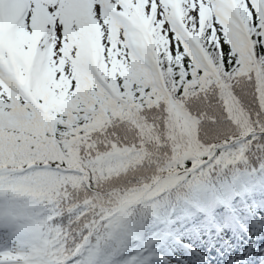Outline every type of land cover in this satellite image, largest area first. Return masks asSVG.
Masks as SVG:
<instances>
[{"label": "snow or ice", "instance_id": "6c2138e0", "mask_svg": "<svg viewBox=\"0 0 264 264\" xmlns=\"http://www.w3.org/2000/svg\"><path fill=\"white\" fill-rule=\"evenodd\" d=\"M202 23L203 52L193 42ZM246 60L252 87L238 94L232 74ZM249 95L264 115V0H0V195L51 203L61 185L89 179L58 175L85 173L82 157L98 189L142 159L146 113L162 114L171 136L205 120L222 132L250 120ZM104 197L94 191L67 209L85 232L111 227L130 207L102 208ZM29 207L0 211V227L25 237L0 246V264H75V230L53 226L63 210ZM90 210L99 218L88 221Z\"/></svg>", "mask_w": 264, "mask_h": 264}, {"label": "trees", "instance_id": "16d2710c", "mask_svg": "<svg viewBox=\"0 0 264 264\" xmlns=\"http://www.w3.org/2000/svg\"><path fill=\"white\" fill-rule=\"evenodd\" d=\"M242 65L246 67V75L237 76L233 73L231 80L238 94L239 89L247 86L250 92L252 87L250 83L252 77L249 73L253 72L254 66L247 60L240 66ZM242 99L251 114L250 120L245 119L239 124L228 125L222 132L210 131L211 126L208 120H205L199 129L195 124L184 128L177 125L178 135L171 136L167 125L162 124V114L146 113L152 131L150 136L146 135L143 143L140 144L142 159L128 163L127 172L120 176L129 175L140 168L150 167L155 169L154 178L136 188L112 193L113 199L108 201V206L105 208L111 210L118 208L121 204L130 207L111 227L97 224L85 232L81 224L75 222V211L70 213L67 210L72 205H82L84 200L94 195L93 189L88 186L92 173L87 167V157L81 158V166L85 169V173L81 174L74 170L71 173L61 172L58 175H87L89 179L80 180L76 187L67 186L68 191H65L64 185H61L56 190L59 195L51 203L45 200L35 205L28 200L14 201L6 192L2 195L5 197L8 208L14 204L28 205L32 215L45 214L46 210L57 207L62 209V214L57 217L53 226L75 230L76 242L81 244L75 264H98L104 256H110L113 262H118L131 254L129 251L132 246H140L137 239L139 235L150 237L160 221L170 219L169 212L178 217L174 225L180 227L179 222L182 220L183 224H187L184 216L179 218L183 212L200 214L195 209V202L207 201L210 194L223 195L226 187L240 190L243 185L248 186V174H251L254 180L264 181V139L257 141L255 138H249L248 135L251 131L257 134L264 132V115H257L251 104L250 95ZM134 141L135 134H132L128 142ZM136 142L139 143V141ZM161 148L168 150L167 155L160 151ZM192 156L196 157L200 166L192 168L190 164L179 173L174 171L178 160L189 159ZM218 156L221 161L216 163ZM238 158L244 160L240 161ZM118 160L122 161L123 158H116L110 163L115 164ZM156 187L159 190L152 194L151 190ZM113 202L118 206L112 207ZM98 218L99 216L89 215L88 221ZM128 230H132L136 238L131 234L128 235ZM82 233L88 235L87 240L83 239Z\"/></svg>", "mask_w": 264, "mask_h": 264}, {"label": "clouds", "instance_id": "9594fccd", "mask_svg": "<svg viewBox=\"0 0 264 264\" xmlns=\"http://www.w3.org/2000/svg\"><path fill=\"white\" fill-rule=\"evenodd\" d=\"M160 151L165 155H167L168 150L166 148H161ZM242 160L244 159H240V161ZM218 161H221L219 156L217 157L215 162L217 163ZM190 164L191 162L187 159L178 160L176 162L174 171L179 173L181 170L188 167ZM154 172L155 169L150 167H144L137 169L134 173H130L129 175L120 176L118 178H112L110 180L101 182L98 189H93V191H102L105 193V197L101 201H98V206H101L102 208L107 207L108 201L110 199H113L112 193L114 192L123 191L125 189L136 188L140 185H143L145 181H151L154 178L153 176ZM66 191H68V189H66ZM117 206L118 205L115 202H113L112 207H117ZM90 212H91L90 215L92 216H99V212L91 211V210ZM133 219H135V217H133ZM68 243L71 245L72 241L69 240Z\"/></svg>", "mask_w": 264, "mask_h": 264}, {"label": "rangeland", "instance_id": "374dc122", "mask_svg": "<svg viewBox=\"0 0 264 264\" xmlns=\"http://www.w3.org/2000/svg\"><path fill=\"white\" fill-rule=\"evenodd\" d=\"M203 19V18H202ZM204 25L203 23L201 24V30L196 32V37L197 39H195L193 42L197 45V47H201L202 44H200L199 40H204L205 37H203L202 33L204 30ZM188 35L191 36L192 32L189 31ZM201 51L202 47H201ZM240 72V70L238 71ZM159 189L158 187H156L155 189L153 188V190H151V193L154 194L155 192H157ZM0 211H4L2 204L0 203ZM255 215L256 220H259L260 222H262L264 224V203L261 204V206L259 207V212H253ZM241 214V213H240ZM242 218L244 219V217L247 218L245 212H243L241 214ZM245 227H248L249 225H251V223H245L244 221H242ZM249 224V225H248ZM260 234H261V238L260 241H262V243L264 242V227L259 228ZM25 242V237L23 236V234H20L18 232H9L7 230H5V228L0 227V246H3L5 244H7L8 247L10 246H14V245H21L22 243ZM264 253V251H263Z\"/></svg>", "mask_w": 264, "mask_h": 264}]
</instances>
